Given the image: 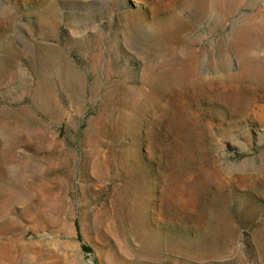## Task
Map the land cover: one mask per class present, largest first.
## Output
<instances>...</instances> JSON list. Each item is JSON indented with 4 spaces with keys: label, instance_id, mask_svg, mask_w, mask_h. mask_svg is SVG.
I'll list each match as a JSON object with an SVG mask.
<instances>
[{
    "label": "rangeland",
    "instance_id": "1",
    "mask_svg": "<svg viewBox=\"0 0 264 264\" xmlns=\"http://www.w3.org/2000/svg\"><path fill=\"white\" fill-rule=\"evenodd\" d=\"M0 264H264V0H0Z\"/></svg>",
    "mask_w": 264,
    "mask_h": 264
}]
</instances>
